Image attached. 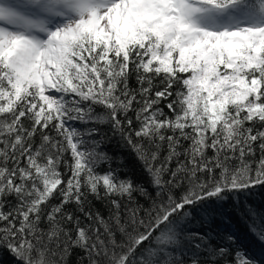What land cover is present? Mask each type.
Instances as JSON below:
<instances>
[{
  "label": "snow or ice",
  "instance_id": "6c2138e0",
  "mask_svg": "<svg viewBox=\"0 0 264 264\" xmlns=\"http://www.w3.org/2000/svg\"><path fill=\"white\" fill-rule=\"evenodd\" d=\"M262 194L264 0H0V264H264Z\"/></svg>",
  "mask_w": 264,
  "mask_h": 264
},
{
  "label": "trees",
  "instance_id": "16d2710c",
  "mask_svg": "<svg viewBox=\"0 0 264 264\" xmlns=\"http://www.w3.org/2000/svg\"><path fill=\"white\" fill-rule=\"evenodd\" d=\"M106 149L109 153H112L117 158L123 157L128 165V168L131 169L134 173H136L137 165L126 151L118 147L115 143L106 145ZM136 174L138 175V173ZM251 203H253L258 210H264V194L253 197ZM221 227H224V225H221ZM227 227L236 235L239 243L242 246L250 249L257 256L262 254V251L264 250H262L258 240L249 231V228L246 223L243 222L238 215H233L232 221ZM3 260L4 264H8L9 258L7 256H5Z\"/></svg>",
  "mask_w": 264,
  "mask_h": 264
}]
</instances>
